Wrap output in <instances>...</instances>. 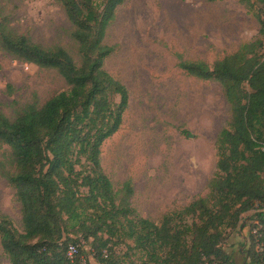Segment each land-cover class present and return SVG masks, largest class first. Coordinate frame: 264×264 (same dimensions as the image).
<instances>
[{"label":"trees","instance_id":"trees-1","mask_svg":"<svg viewBox=\"0 0 264 264\" xmlns=\"http://www.w3.org/2000/svg\"><path fill=\"white\" fill-rule=\"evenodd\" d=\"M127 0H57L71 25L78 61L61 47L45 48L14 33L0 6V50L23 63L56 71L68 89L42 106L26 104L11 120L0 112V145L14 172L0 171L20 204L22 231L0 213V245L9 264H79V242H91L99 264H234L221 248L241 216L264 205V0H236L257 22V36L216 60L178 63L187 76L217 82L230 120L215 142V173L207 194L156 224L116 203L100 166V148L122 124L128 91L104 69V44L118 7ZM209 3L223 0H206ZM82 159L88 164L81 168ZM247 264H264V213ZM117 239L134 260L108 247ZM68 244L78 246L73 261ZM262 250L256 252L255 246Z\"/></svg>","mask_w":264,"mask_h":264},{"label":"rangeland","instance_id":"rangeland-1","mask_svg":"<svg viewBox=\"0 0 264 264\" xmlns=\"http://www.w3.org/2000/svg\"><path fill=\"white\" fill-rule=\"evenodd\" d=\"M9 28L45 48H64L77 62L71 25L57 0H0ZM257 22L236 0H127L118 7L104 44L112 47L104 69L128 91L119 130L100 148V166L116 203L127 198L133 214L158 224L207 194L215 173V142L230 120L221 86L187 76L178 63L214 61L257 36ZM68 87L56 71L23 63L0 50V112L13 119L26 104L42 106ZM0 145V171L14 172ZM88 164L82 159L81 168ZM264 205L241 216L221 244L234 264H247L252 220ZM0 213L22 231L20 204L0 173ZM257 230V229H256ZM89 241L79 242L89 264H99ZM123 261L134 260L117 239L108 243ZM260 252L262 246H255ZM0 264H9L0 245Z\"/></svg>","mask_w":264,"mask_h":264},{"label":"built area","instance_id":"built-area-1","mask_svg":"<svg viewBox=\"0 0 264 264\" xmlns=\"http://www.w3.org/2000/svg\"><path fill=\"white\" fill-rule=\"evenodd\" d=\"M79 255L78 246L74 244H68L67 250H66V257L68 260L73 261L76 259ZM89 258L82 259L79 264H89Z\"/></svg>","mask_w":264,"mask_h":264}]
</instances>
